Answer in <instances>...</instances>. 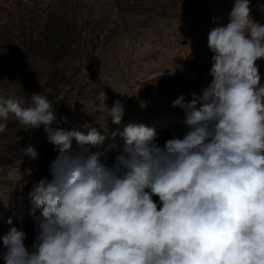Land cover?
<instances>
[{
	"label": "clouds",
	"instance_id": "obj_1",
	"mask_svg": "<svg viewBox=\"0 0 264 264\" xmlns=\"http://www.w3.org/2000/svg\"><path fill=\"white\" fill-rule=\"evenodd\" d=\"M249 5L234 0L229 22L209 31L211 82L172 101L189 131L162 146L155 128L128 124L111 134L125 143L109 163L89 148L106 140L109 117L121 123L120 101L106 107L102 134L53 127L43 94L28 106L0 96V133L10 114L25 130L43 125L58 153L51 179L29 192L41 209L31 245L17 227L0 236L5 264H264V25ZM25 155L39 157L32 146Z\"/></svg>",
	"mask_w": 264,
	"mask_h": 264
},
{
	"label": "rangeland",
	"instance_id": "obj_2",
	"mask_svg": "<svg viewBox=\"0 0 264 264\" xmlns=\"http://www.w3.org/2000/svg\"><path fill=\"white\" fill-rule=\"evenodd\" d=\"M233 3L0 0V96L28 106L33 93L43 94L53 103V127L86 133L81 125L87 123L102 134L106 107L120 101L125 107L121 123L109 117L106 140L89 148L105 152L109 163L125 143L111 134L128 124L155 128L161 146L173 135L183 138L189 131L185 112L172 101L181 95L190 101L191 93L200 94L211 82L207 36L229 22ZM249 6L252 18L264 25V0H250ZM257 65L264 84V59ZM6 123L0 133V223L8 227L0 236L17 227L27 233L30 246L41 209L29 192L42 178L51 179L49 165L58 153L43 125L25 130L11 114ZM29 146L38 159L25 155ZM0 264H5L2 256Z\"/></svg>",
	"mask_w": 264,
	"mask_h": 264
},
{
	"label": "bare ground",
	"instance_id": "obj_3",
	"mask_svg": "<svg viewBox=\"0 0 264 264\" xmlns=\"http://www.w3.org/2000/svg\"><path fill=\"white\" fill-rule=\"evenodd\" d=\"M112 103H110L111 105ZM109 107V106H108ZM4 170V169H3ZM7 170V169H6ZM3 172V171H2ZM12 199V198H11ZM33 211V210H32ZM6 227H8V225H4L3 223H0V230H4ZM4 232V231H3ZM1 235V234H0Z\"/></svg>",
	"mask_w": 264,
	"mask_h": 264
}]
</instances>
